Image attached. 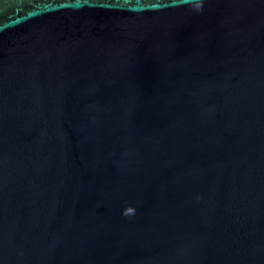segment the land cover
I'll return each mask as SVG.
<instances>
[{"label": "water", "instance_id": "95a60500", "mask_svg": "<svg viewBox=\"0 0 264 264\" xmlns=\"http://www.w3.org/2000/svg\"><path fill=\"white\" fill-rule=\"evenodd\" d=\"M0 264H264V0H0Z\"/></svg>", "mask_w": 264, "mask_h": 264}]
</instances>
